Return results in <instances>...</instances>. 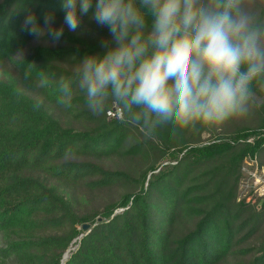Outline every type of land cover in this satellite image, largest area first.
Masks as SVG:
<instances>
[{
	"label": "trees",
	"instance_id": "16d2710c",
	"mask_svg": "<svg viewBox=\"0 0 264 264\" xmlns=\"http://www.w3.org/2000/svg\"><path fill=\"white\" fill-rule=\"evenodd\" d=\"M246 5L264 22V0ZM27 11L59 27L63 0H0V264H264V201H238L243 160L260 147L238 139L264 121L201 142L216 124L148 137L108 115L111 102L93 113L75 85L61 103L60 78L102 54L108 31L84 17L45 43L23 30Z\"/></svg>",
	"mask_w": 264,
	"mask_h": 264
},
{
	"label": "clouds",
	"instance_id": "9594fccd",
	"mask_svg": "<svg viewBox=\"0 0 264 264\" xmlns=\"http://www.w3.org/2000/svg\"><path fill=\"white\" fill-rule=\"evenodd\" d=\"M63 10L59 27L53 13L41 23L27 11L23 30L55 44L65 26L75 32L88 17L110 39L102 54L80 60L73 78H60L59 102L71 101L75 85L93 113L111 102L148 137L164 125L176 136L245 115L254 82L264 79V22L246 0H63Z\"/></svg>",
	"mask_w": 264,
	"mask_h": 264
},
{
	"label": "built area",
	"instance_id": "2783aa9c",
	"mask_svg": "<svg viewBox=\"0 0 264 264\" xmlns=\"http://www.w3.org/2000/svg\"><path fill=\"white\" fill-rule=\"evenodd\" d=\"M108 115L120 116L115 108L109 111ZM226 140L235 142L233 139ZM239 141L252 145L260 143L258 151L244 158L238 183V201L257 205L264 201V128L252 131L249 135L239 138Z\"/></svg>",
	"mask_w": 264,
	"mask_h": 264
},
{
	"label": "rangeland",
	"instance_id": "374dc122",
	"mask_svg": "<svg viewBox=\"0 0 264 264\" xmlns=\"http://www.w3.org/2000/svg\"><path fill=\"white\" fill-rule=\"evenodd\" d=\"M88 29H91V27H89ZM95 33L100 35L99 30H96ZM252 89L254 92V99L250 103L249 111L245 115L234 116L223 123L216 124L215 127H210L209 130H206L202 133L201 142L216 140L218 137H223L226 136L227 134L235 133L237 130H239L242 127L253 126L254 124H259L262 121H264V111L261 112V109H263L264 107V84L258 83L256 85H253ZM179 156H181V153L172 150V152H170L168 155H166V157L162 159L161 161L162 165L174 163V160H176V158ZM107 163L111 167V164L114 162L107 161ZM112 166L115 165L112 164ZM123 190H127V188L123 186L119 188L118 191L112 193L111 195L117 197L121 192H123ZM93 204H99V202L98 201L90 202L91 207ZM256 206L260 208L261 205L257 204ZM75 247L76 245L72 244V246L66 252L67 254L65 256V260L70 255V252L75 249Z\"/></svg>",
	"mask_w": 264,
	"mask_h": 264
},
{
	"label": "water",
	"instance_id": "95a60500",
	"mask_svg": "<svg viewBox=\"0 0 264 264\" xmlns=\"http://www.w3.org/2000/svg\"><path fill=\"white\" fill-rule=\"evenodd\" d=\"M98 220L100 221L101 218H99ZM82 229H83V230H89V229H90V225H89L88 223H85V224L82 225ZM66 254H67V253H65V255H66Z\"/></svg>",
	"mask_w": 264,
	"mask_h": 264
},
{
	"label": "bare ground",
	"instance_id": "6f19581e",
	"mask_svg": "<svg viewBox=\"0 0 264 264\" xmlns=\"http://www.w3.org/2000/svg\"><path fill=\"white\" fill-rule=\"evenodd\" d=\"M66 256V255H65Z\"/></svg>",
	"mask_w": 264,
	"mask_h": 264
}]
</instances>
